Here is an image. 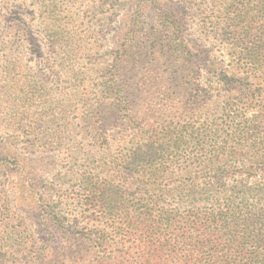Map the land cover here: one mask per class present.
<instances>
[{"label":"trees","instance_id":"1","mask_svg":"<svg viewBox=\"0 0 264 264\" xmlns=\"http://www.w3.org/2000/svg\"><path fill=\"white\" fill-rule=\"evenodd\" d=\"M137 1L156 27L140 36L132 18L86 92L74 91L68 142H40L85 148L87 164L69 166L73 183H52L45 201L38 193V233L7 200L0 264L8 246L19 264H264V0ZM5 9L0 59L13 31L35 32ZM46 24L52 53H70L78 74L85 41ZM7 129L0 120L2 161L17 145Z\"/></svg>","mask_w":264,"mask_h":264},{"label":"rangeland","instance_id":"2","mask_svg":"<svg viewBox=\"0 0 264 264\" xmlns=\"http://www.w3.org/2000/svg\"><path fill=\"white\" fill-rule=\"evenodd\" d=\"M173 1L160 0V3L172 5ZM3 3L5 10H17L35 32L33 41L13 31L7 44L11 51L0 59V120L8 125L7 134L17 138L16 148L14 151L11 148L13 153L7 151L10 147L2 150L10 159L0 160V215H6L9 200L8 213L16 219L15 223L27 220L30 230L37 232V222L47 216L43 207H39L42 202L38 193L42 192L45 201V188L52 183L59 181L69 186L73 183L67 172L69 166L79 170L90 156L85 148L68 154L65 145L52 148L42 145L41 140L48 142L60 136L68 142L67 125L71 119L76 121L78 115L72 111L74 91L86 92L89 78L97 75L115 40L129 29L130 20L134 18L138 23L136 32L140 36L158 23L147 6L137 9V0H0ZM46 23L53 24L58 36L70 35L85 41L89 52L82 58L85 68L78 74L68 67L70 53H52L51 31H45ZM28 43L40 45L42 55L27 52ZM16 48H22L23 52H12ZM13 239L15 247L19 243L17 235ZM1 254L8 264L21 261V255L11 253L9 246L1 249Z\"/></svg>","mask_w":264,"mask_h":264}]
</instances>
